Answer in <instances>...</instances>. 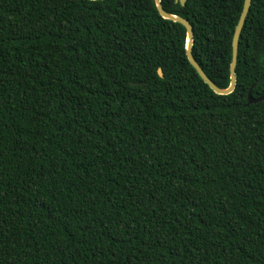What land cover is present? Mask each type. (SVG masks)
I'll use <instances>...</instances> for the list:
<instances>
[{
    "label": "trees",
    "instance_id": "trees-1",
    "mask_svg": "<svg viewBox=\"0 0 264 264\" xmlns=\"http://www.w3.org/2000/svg\"><path fill=\"white\" fill-rule=\"evenodd\" d=\"M160 4L225 88L243 0ZM185 37L153 0H0V264H264V0L228 94Z\"/></svg>",
    "mask_w": 264,
    "mask_h": 264
},
{
    "label": "water",
    "instance_id": "water-1",
    "mask_svg": "<svg viewBox=\"0 0 264 264\" xmlns=\"http://www.w3.org/2000/svg\"><path fill=\"white\" fill-rule=\"evenodd\" d=\"M156 10L158 11V13L163 17V18H167V19H171L174 21L179 22L180 24H182L185 28V54L186 57L188 59V61L190 62V64L194 67V69L196 70V72L198 73V75L203 79V81L217 94H228L230 93L235 86V74H234V69H235V64H236V57H237V46H238V39H239V35H240V31L242 29L249 5H250V1L251 0H243V5H242V9H241V13L238 19V22L236 24L234 33H233V37H232V42H231V61H230V65H229V83L225 88H220L218 86H216L209 78L208 76L204 73V71L202 70V68L199 66V64L196 62V60L193 58L192 54H191V45H192V40H193V30H192V26L189 23V21L186 18L171 14L166 12L161 4H160V0H153ZM175 1H179L180 4H184L185 0H175ZM263 65H264V59H263ZM157 72L160 76H162V71L160 68L157 69ZM253 87V84L250 85L248 92H247V102L246 104L249 103H254L257 101H260L262 99H264V94L257 96V97H253L251 95V89Z\"/></svg>",
    "mask_w": 264,
    "mask_h": 264
}]
</instances>
